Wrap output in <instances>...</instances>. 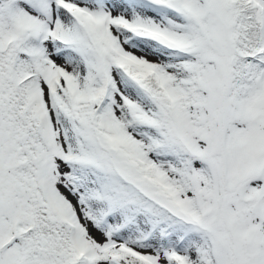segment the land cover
<instances>
[{
  "label": "snow or ice",
  "instance_id": "snow-or-ice-1",
  "mask_svg": "<svg viewBox=\"0 0 264 264\" xmlns=\"http://www.w3.org/2000/svg\"><path fill=\"white\" fill-rule=\"evenodd\" d=\"M0 264H264V0H0Z\"/></svg>",
  "mask_w": 264,
  "mask_h": 264
}]
</instances>
